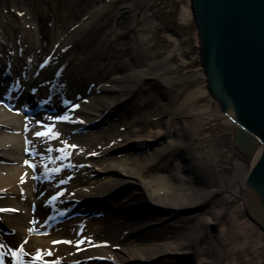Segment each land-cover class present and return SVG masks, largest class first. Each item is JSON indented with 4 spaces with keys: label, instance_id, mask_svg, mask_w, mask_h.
I'll list each match as a JSON object with an SVG mask.
<instances>
[{
    "label": "bare ground",
    "instance_id": "bare-ground-1",
    "mask_svg": "<svg viewBox=\"0 0 264 264\" xmlns=\"http://www.w3.org/2000/svg\"><path fill=\"white\" fill-rule=\"evenodd\" d=\"M186 1L187 7L174 20L179 28L163 21L164 6L160 8L159 0H106L103 5L98 0L79 1L78 13L64 21L79 24L76 32L64 41L55 38L49 54L34 45H22L20 55L11 48L16 39L4 40L0 33V220L10 229L7 235L0 233V264H85L98 258L125 264L135 256L152 261L166 255L181 257L172 264H264V229L248 213L245 189L263 155L264 143L229 117L211 93L200 53L194 0ZM111 2L121 6L113 11L110 22L96 28L87 23L92 16L114 8ZM190 21L195 27L197 70L191 69L193 64L184 51L191 41L182 29ZM83 37L86 40L81 44L94 62L71 57L69 65L63 64L74 49V40ZM98 74L103 75L100 82ZM111 74L119 77L111 78ZM8 75L13 81L5 80ZM88 81L87 89H93V84L97 87L93 94L97 90L118 92L119 97L98 96L91 102L97 103L100 115L109 112L120 118L128 112L115 125V132L135 122L129 116L138 114L143 123L139 133L135 131L139 136L131 141L135 144L130 153L137 154L135 164L144 165L132 169L124 165V178H107L95 187H82L89 181L82 178L86 172L80 164L92 153V145L125 134L101 131L97 139L90 134L96 143L84 146L86 140L73 137L63 124L45 126L46 130L53 128L57 138L38 136L43 131L37 123L32 125L36 121L21 113V109L28 110V101L37 104L41 100L30 99L31 92L49 102L58 97L65 104L75 102V116L94 121L93 105L79 100ZM110 82H121L123 87L106 88ZM3 98L8 105L1 103ZM40 117L51 122L48 115ZM215 121L231 130L234 151L212 147L215 140L209 141L207 130ZM152 122L157 132L150 136L146 131ZM68 140H75L76 145L68 146ZM109 152L106 148L97 157H107ZM157 165L159 174L152 178ZM103 171L117 174L115 167ZM137 181V192L128 194V184ZM71 192L82 204L96 209L101 219L80 217L44 235L46 221L58 219L67 209L64 205ZM93 195L98 199H91ZM236 201L241 202L248 220L243 228L237 221L238 212L229 208ZM191 207L201 214L188 215L182 210ZM166 210L169 216L156 218Z\"/></svg>",
    "mask_w": 264,
    "mask_h": 264
},
{
    "label": "rangeland",
    "instance_id": "rangeland-1",
    "mask_svg": "<svg viewBox=\"0 0 264 264\" xmlns=\"http://www.w3.org/2000/svg\"><path fill=\"white\" fill-rule=\"evenodd\" d=\"M79 1L80 3H83V0H0V26L3 24L5 25V29L2 30V32H0L2 34V39L4 40L10 39V38L16 39L14 41L15 47H11V48L15 49L14 52L18 51L19 52L18 54L20 55L22 54V51H23V49L21 48L22 45L27 46V47H31L34 45V48L42 49L45 54H49L51 50V46L54 45L55 38L57 39L58 37H60V40L64 41L66 40L67 37H69L70 34H73L76 32L75 28L79 24L77 26H74V20H73L71 23L68 22V24L70 23L69 24L70 26L68 27V24L64 21H66L65 19L67 17H70L72 20L74 15L78 13V10H79L78 5L80 4L78 3ZM98 1L100 2L99 5H103L106 2V0H98ZM159 1H160L159 3L160 8L164 6L163 11H162L163 21L167 22L168 26L176 25L175 27H177L178 24L175 23L174 20H176L178 14H180L182 10H185V8L187 7L186 5L187 1L186 0H159ZM110 6H113L114 8H111L108 10L106 9L105 11L106 14L104 15L92 16L91 18H89V21L87 23H91L93 28H96L98 26H102L103 24L110 22L111 14L113 13V11L120 9L121 3L117 4L115 2H111ZM82 15H83L82 17L80 16L81 19L84 17V14ZM83 22L85 23L86 21H82V23ZM178 28H179V25H178ZM182 30H183V33H185L191 41L190 45H188V47L184 49V51L189 54V57L186 59L187 61L192 62L193 67L191 69L197 70L199 69L198 68L199 64L196 63V61L198 60L197 58L198 52H197V43L195 42V35H194L195 27L190 21L188 22V25L184 27ZM85 40H86L85 37L81 39L76 38L74 40L73 42L74 49L72 50L70 56L65 58V60L63 61V64L69 65L70 64L69 62H71V57H74L76 61L78 62H81V60L83 62L89 61V60L94 62V57L92 56V54L90 52L88 53V50L84 48L85 46L81 44ZM92 41L94 42V40ZM161 49L162 50L164 49L163 51L167 50L166 48H164V45L161 46ZM65 50L66 49H64L63 52H66ZM105 62L109 65L112 64L110 63V61L108 62L105 61ZM101 76L103 75L98 74V76H96V78H98L99 80L98 82L101 81V78H100ZM116 77H119V76L111 74V78L115 79ZM9 79L10 81H13L11 76L8 75L5 80L9 81ZM92 81L95 82L96 79L94 78ZM90 82L91 81H88L86 83L85 87L83 88L82 95L79 97V100H81L83 105H86V106H91V104L93 105V103L91 102L95 100V97L97 98L98 96L100 97V99L103 97L105 99L106 97H111V96L119 97L118 92H115V91L110 92V93L108 92V94H105L101 90L99 91L97 90V95L96 93L93 94L92 93L94 92L93 90H95V88L97 87L94 86L93 84V89L92 88L87 89V86ZM118 83L114 82L111 84L110 82L106 85V88L113 87L114 89L119 90V88L123 87V83L122 84L121 82L120 84ZM28 94H30L29 96L30 99L40 98L41 100H39L37 104L36 103L33 104L30 101H28L30 105L27 108L28 110L21 109L22 111L21 113L23 115L33 117V119L36 122L32 121L33 123L32 125H35L37 123L36 125L39 126L40 131H43V132L46 131L45 126L51 123L54 124V126L56 127L59 126L60 124L61 125L63 124L62 126H67L68 131H70L73 134V137L78 136L81 138L82 141L86 140V145L84 146H87L88 144L92 145L96 143L91 140L92 138L89 137L90 134L95 136L94 139L99 138L101 131L103 132L107 130H110L113 133H116L118 131V133L120 134H125L124 137H118V136L115 137V135L112 134L114 136L112 137V141L104 142L103 141L104 138H103L102 140H100L101 143L103 144L96 143L92 145V147L94 146L91 149L92 153L86 155L85 158L83 159V164H80V168L85 169L84 171L86 172L82 175V178L87 179L89 181V184L87 185L84 184L82 187H85V186L95 187L98 181L102 182L107 178L117 179V180L124 178L123 170H122L124 165H128V168L130 169L135 168V167L138 168V166L144 165L143 164L144 162H142V164L140 163L135 164L133 160L135 158V155L137 154L134 153L135 154L134 155L133 153L132 154L130 153L133 150L132 144H135V143H132L131 141L133 140V138L139 136L138 133L140 131L141 126L143 125L138 114L135 116L128 117L129 119L132 118L135 122L130 123V125L128 124L126 126L124 125L123 127L120 126L118 127V130H116L115 132V128H116L115 125H119L120 124L119 122L124 118V116L129 115L128 112L123 113V115H121L120 118H117L116 115L115 116L111 115L109 112L108 113L105 112L102 115H100L101 113L97 111V103L94 102V105L92 106V108H94L95 116H93L92 118H95V119L94 121L88 122V120H84L80 118L79 116L81 115L75 116L76 114L73 110V108H75L77 105L75 102L74 103L69 102L68 104H65L64 99L59 98V97L56 98V100H51V102H49L45 100L44 97L42 98L37 97L38 96L37 93L30 92ZM54 101H56L55 103H57V105L55 104L53 105ZM8 102L9 101L7 100V98H3L1 100V103H3L4 105H8ZM207 102H210L209 98L207 99ZM41 112H43L45 115H48V119H50L51 121L50 123L41 117L39 118V115H41ZM66 113H68L69 115L68 117L70 119H68L66 123H63L61 122L62 121L61 117H65ZM76 119H81V122H78ZM97 125L98 127H96ZM208 127H209V130H207L208 133L207 132L206 133L210 134L208 135L210 142L211 140L212 141L215 140L214 144H212V147L214 149L220 150V151L222 149H225V150L230 149L228 151H234L233 146H232V138L231 136H229V132L231 130H227L226 127L222 123L220 122L218 123L217 121H215L214 124H209ZM99 128H103V129L99 130ZM135 131H137L138 133L136 134ZM156 132L157 130H156L155 124L152 122V124L148 127L146 133L152 136V133H156ZM163 132L167 133L168 131L164 129ZM173 139L174 137H172V141ZM66 142L68 146L76 145L75 140H68ZM126 142L128 143L127 146L124 145ZM106 148H108L109 150H112V152H109L107 157L105 154L104 156H102V158L97 157ZM29 158L31 159V157ZM29 158L26 157V159H29ZM223 160L226 161V159H223ZM109 167H115L117 174L114 175L112 174L111 171L102 172L103 169L105 168L107 169ZM159 167L160 165H157L156 168H153V171L151 173L152 178L159 174V172L157 171ZM149 180L150 179H146V181H149ZM179 180L180 179H178V182ZM138 184H140L139 181H137L134 184L129 183L128 184L129 190L127 191V193L131 194L133 193V191L137 192L136 189H138L137 188ZM96 189L98 188H94L93 191L98 192L99 190H96ZM73 194L75 193L71 192L70 196H68L70 200L64 205V207L67 209H65V211L62 214H60L59 218L49 223L46 221L47 229L44 231L43 233L44 235L49 236V235L54 234L52 232L53 229L61 225H65L66 223L63 224L65 220H67L68 218L75 217V216H82L89 220H100L101 219V217L98 214H96V209H94L88 203L84 202L82 204V201L76 199ZM59 196L60 195H57V199H59L58 198ZM93 198L98 199L97 196H94V195L93 197H91V199ZM241 205L242 204L240 201H236V203H232L229 208L230 210H234L235 213L238 212L237 221H238V224H240L243 228V226L245 227L247 225L248 220L246 218L245 211L240 209ZM238 209L240 210L237 211ZM182 210L184 211V213L188 215L189 214L190 215L201 214V211L195 207H191L188 209H182ZM143 212L145 214V211ZM36 214H37L36 211L33 209L32 216L36 217ZM169 215H170V212H167L166 210V212L164 211V215L162 216L157 215L156 218L159 219V218H163V216L167 217ZM85 232H87V229ZM125 232L127 233V230ZM0 233L3 235H7L8 233H10V229L8 225L1 220H0ZM116 251L120 252L119 249ZM177 257L178 256H175L172 258V256L166 255L160 258H157V257L153 258L152 261H146V260H141V257L139 258L135 256L134 258H132L131 261L125 264H172L174 261H178V260L180 261L181 257H178V258ZM167 259L169 260L167 261ZM85 264H122V262L120 263L116 261L115 259L98 258L95 261H91V260L86 261Z\"/></svg>",
    "mask_w": 264,
    "mask_h": 264
},
{
    "label": "water",
    "instance_id": "water-1",
    "mask_svg": "<svg viewBox=\"0 0 264 264\" xmlns=\"http://www.w3.org/2000/svg\"><path fill=\"white\" fill-rule=\"evenodd\" d=\"M202 61L223 111L264 143V0H194ZM247 210L264 229V152L246 183Z\"/></svg>",
    "mask_w": 264,
    "mask_h": 264
},
{
    "label": "snow or ice",
    "instance_id": "snow-or-ice-1",
    "mask_svg": "<svg viewBox=\"0 0 264 264\" xmlns=\"http://www.w3.org/2000/svg\"><path fill=\"white\" fill-rule=\"evenodd\" d=\"M61 119L67 120L70 118L65 116V117H61ZM37 135L40 137H49V136H51L52 138L58 137V133L54 132L53 128H51V127L47 128V130L44 132H38Z\"/></svg>",
    "mask_w": 264,
    "mask_h": 264
}]
</instances>
